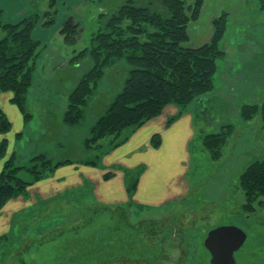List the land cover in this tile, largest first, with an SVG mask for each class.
Returning a JSON list of instances; mask_svg holds the SVG:
<instances>
[{
    "label": "rangeland",
    "instance_id": "1",
    "mask_svg": "<svg viewBox=\"0 0 264 264\" xmlns=\"http://www.w3.org/2000/svg\"><path fill=\"white\" fill-rule=\"evenodd\" d=\"M116 1L115 4L112 0L113 5L118 6L124 0ZM98 8L100 9L98 3H92L91 7L76 6L74 15L84 21V25L79 26L80 34L85 29L83 39L71 47L52 42L53 47L60 44L58 47L62 50V57L72 56L74 48L81 50L90 45L91 34L97 31ZM55 9L58 16L57 4ZM62 14L68 16L66 11ZM258 14L259 10L249 5L239 16L241 19H237L241 26L236 30L238 39L235 38L234 41L235 49L229 54L228 61L225 62L224 59L219 68L239 70L236 73L238 75L231 77L225 74L222 82L218 81V85L223 86V91L218 93V99L221 100L213 101L210 105L214 106L212 111H203L197 120L203 121L206 130L212 129L208 133L221 131L228 123L235 124V131L221 149L222 155L218 161L213 153L211 155L204 149L201 140L193 141L190 148L191 168L185 174L191 187L180 200L173 204L171 202L164 208L158 207L160 209L157 210L149 207L152 211H143V207L135 204L111 206L106 202L91 208L87 204L89 199L85 195L81 197L76 189L68 193L69 197L66 199L52 201L54 203L49 207L48 213L54 223H51L46 234L39 235L36 232L35 238H29L28 233L33 226H27L21 236L8 242L9 249L0 253V264H211V254L205 247V240L211 230L220 226L239 227L248 235L245 245L235 253L238 264H264V196L260 198L261 203H255L254 210L246 211L243 207L245 196L240 187V175L245 169L252 162L264 159V128L259 117L252 122H244L240 118L241 110L230 108L233 105L238 107L245 101L256 100L252 96L253 77L258 82L255 85L264 83V77L254 76L255 66L261 64L259 55L264 54V50L260 49L264 42V27L256 25L260 19L257 18ZM262 18L264 21V16ZM232 20L235 22V19L231 18V22ZM50 53L51 51L47 52L48 59L53 62L54 58ZM44 54L40 63L47 56ZM237 58L240 62L233 66L232 62H236ZM80 63L82 65L79 69H75L78 62L72 63L70 69L90 70L93 67V62L89 59ZM40 65L37 70H40ZM55 66L61 68L58 62ZM130 69V65L124 61L107 68L97 100L89 105L86 118L77 127L66 126L63 119L68 111L70 91L74 88L73 75L66 77L67 73L58 69L53 73L41 72V78L37 75L41 87L34 88V92L40 93V100L33 102L36 107L34 122L36 125L41 123L38 130L43 132H36L33 141L29 133H26L29 139L25 137L26 140L17 145V164H26L39 150H48V156L57 161L86 159L84 141L89 129L103 114L112 98L121 92L128 77L127 70ZM60 78L65 80L62 81L63 84ZM47 85L67 89L69 93L62 91L55 94L53 89L45 90ZM2 96L3 102L8 100L7 95ZM58 140L62 146L57 143ZM113 161L110 159V163ZM139 166H145L147 171L145 164ZM2 168L1 166L0 170ZM84 171L83 169L82 172ZM153 171L158 174L156 169ZM84 173L93 177L95 182L100 177L98 171ZM149 174L146 182L152 185L156 175ZM25 178L28 179L27 176ZM57 186L51 191L63 189L61 185ZM28 191L33 194L35 189L30 186ZM56 218L61 219L56 222Z\"/></svg>",
    "mask_w": 264,
    "mask_h": 264
},
{
    "label": "trees",
    "instance_id": "2",
    "mask_svg": "<svg viewBox=\"0 0 264 264\" xmlns=\"http://www.w3.org/2000/svg\"><path fill=\"white\" fill-rule=\"evenodd\" d=\"M89 3H98L102 8L98 30L92 35L88 47L74 50L67 65L75 62L79 65L89 59L93 67L84 71L69 95L68 111L63 118L66 126L82 125L87 108L97 100L107 68L121 61L131 67L127 70L124 87L90 127L84 141L87 158L81 161H57L48 156V150L47 153L39 150L26 164H17V153L9 146L7 138L13 125L0 103V163L3 162L0 209L9 201L26 196L30 186L47 180L62 167L80 165L105 169V157L128 143L139 129L162 116L168 107L178 109V113L167 120V126H171L189 111L193 103L215 89L220 62L227 55L223 41L230 27V14L223 13L213 21L214 33L209 42L190 47L187 45L189 28L199 19L204 0H124L118 6L113 5L112 0H89ZM256 3L257 9L264 12V0ZM55 7L56 1L50 0L48 10L42 15L35 14L17 23H5L0 10V96L12 94L10 102L19 108L26 122L33 117L28 102L32 88L41 86L38 84L41 70L36 68L46 47L34 39L33 33L39 26H55ZM79 26L80 22L72 16L62 25L60 32L69 45L77 43ZM240 110L242 121L252 122L259 117L264 128V98L260 102L243 104ZM235 128L234 123H228L221 131L202 137L204 149L211 155L213 153L216 161ZM22 137L23 134L19 133L18 139ZM161 141V136L156 134L152 147L158 148ZM111 169L104 174L105 181L115 177L114 171L121 167ZM145 170V166H139L134 171L125 172L129 205L135 204L133 198ZM240 187L245 196L244 209L254 210L255 203H261L260 198L264 196V159L252 162L245 169L240 175ZM13 238L12 235L0 237V248L9 249L8 242Z\"/></svg>",
    "mask_w": 264,
    "mask_h": 264
},
{
    "label": "crops",
    "instance_id": "3",
    "mask_svg": "<svg viewBox=\"0 0 264 264\" xmlns=\"http://www.w3.org/2000/svg\"><path fill=\"white\" fill-rule=\"evenodd\" d=\"M253 1L204 0V6L199 19L190 25V40L187 45L190 47H200L209 42L214 33L213 21L221 14L228 13L233 19H235V22L233 20L230 22L229 30L223 41V49L227 54L225 62H227V58L229 57V54L232 53V49H235L234 41L238 36V32H236V30L239 29V26H241L239 25L240 20L237 19H241L239 16L243 13V10L246 7H249V5L258 8V3ZM49 4L50 0H0V10L3 12V21L5 23H17L22 19L35 14L42 15L48 10L46 8L49 6ZM56 4L59 6V13L55 26L51 28L39 26L33 33V36L37 41L43 44L46 43L44 44L46 47L43 49V53L41 54L39 60L42 59V55L44 53L47 54L48 51H51L50 55H52L54 61H50V59H48L49 54H47V56H45L42 60L43 62L41 61L40 63L38 60L39 63L37 62V66L41 64L39 69L43 73L57 72L55 70L58 69V71L67 73L66 77H69V75L72 74V87H75L79 78L84 74L85 70H71V67L67 65V61L72 56L70 55V57H62V50L58 47L60 44H56V46L53 47L52 42L56 41L57 43L66 44V46L71 47V45L65 41L64 36L61 34V27L71 16H75L74 18L80 22V25H84V21L80 20L79 16L74 15L76 13L75 8L79 5L91 7V4L89 3V0H56ZM98 10L100 13L101 9L98 8ZM63 11L68 12V16L67 14L64 16L62 14ZM259 13L260 14L257 15V18L261 19L264 16V12L259 11ZM260 19L256 25L257 27H264L263 18L261 20ZM97 25L98 26L96 30H98L99 27L98 21ZM232 25L233 27H231ZM84 30L82 31V34L79 33L78 35V37H80L78 40L80 41L83 39ZM95 32L97 31L92 32L91 38ZM260 49L264 50V42ZM74 50H76V48H74ZM259 59L261 60V64L255 66L254 72L256 73L254 76L262 78L264 77V54L259 55ZM236 60V62L233 60V62L231 61L233 66L238 65L240 62L239 58ZM57 62L61 65V68H57L58 66H55ZM222 62L223 60L220 62V64ZM81 65L82 63L75 66V69H79ZM238 71L239 70H219L214 91L207 94L206 96H202L199 100L192 104L189 111L171 126H167V120L169 117L176 115L178 113V109L175 106L168 107L162 116L154 119L139 129L131 137L128 143L105 157V169H97L94 167L80 165L62 167L55 172L53 177L33 185V188L35 189L33 194L28 191L26 196H21L17 199L9 201L3 208L0 209V237L5 235L19 237L21 236L20 234L25 231V228L27 226L30 227V225H32L33 228L30 229V232L28 233L29 238H35L37 236L36 232H39V235L44 233L46 234V231L50 229V226L52 225L51 223L53 222V220H51V214L48 213L49 207L52 203H54L52 201L66 199L69 197L67 194L69 192H73L76 189V192L81 193V197L85 195L86 198L89 199L87 204L91 206V208L97 207L101 203L105 204V202L107 205L111 206L129 204V196L126 190L125 182V175L127 173L125 172H131L139 165L145 164L147 166V171H145V173H143L140 178L137 192L133 198L135 205L143 207V211L144 209H150L153 207L154 210H157L160 209L158 207L164 208L165 205L170 204L171 202L173 204L174 202L180 200L184 192L191 187V184H189L185 176V174L191 168V144L194 140H202V137L206 134H211L208 132L212 130H206V126L203 121L199 122L197 120L200 119L199 116L203 111H212L214 106L211 107L210 105L213 101L216 102L221 100L218 99L220 97L218 93L223 91L221 90L223 89V86L218 85V81L222 82L223 76L225 74L231 77H236V75H238L236 74ZM60 81L61 83L62 81L65 82L63 78H60ZM254 83L256 84L258 82H256V79L253 77L252 92L254 95L252 96L256 97V100L242 102L238 107H235V105L230 107V104L228 103V107H234L235 109L240 110L243 104L262 101L264 98V83L262 85L260 84V86L255 85ZM36 87L39 89L41 86L35 85L31 90L28 108L33 117L28 122L25 121L24 116L19 108L10 102L9 96L12 97V94H4L7 95L6 97H8V100H4V102V97L2 95L0 96L1 106L13 125V129L7 135V138L10 141L11 149L16 153L18 150L17 145L20 142L29 139V137L27 138L26 136L27 132L31 136L32 141L34 140V134H36V132H43L42 130H38L41 123L36 125L37 123L34 122V115L36 114L34 109L36 107L33 102H35L37 99L40 100L38 97L40 96V93L34 92V88ZM51 87L47 85L45 90L53 89L55 94L62 93V91L69 93L67 89L64 90L61 87L56 89L52 85ZM228 90H230L229 87ZM71 92L72 91H70V93ZM92 104L93 103L91 102V105ZM224 104L225 103H223V105ZM19 133L23 134L21 140L18 139ZM156 134L161 136L162 141L158 148H153L152 139ZM57 143L62 146V143L59 140ZM19 147L21 148L22 146ZM110 159H113L115 162L113 161L110 163ZM2 163L3 162L0 163V169ZM113 166H120L121 169L115 171L113 170L116 173V176L108 181H105L103 179L104 174L107 171H112L111 167ZM83 169L85 170L84 172L88 173L98 171V173H100V177L95 182L92 179L93 177L82 172ZM154 169H156V173L158 174H155L153 171ZM149 173H154L156 175V178L152 180V185H148L146 182L147 177L150 175ZM72 179L77 180L75 182L78 183L74 184L75 182H73ZM57 185H61L63 189L58 192H52L51 189H55L58 187ZM152 210L153 209H150V211ZM60 219L61 218H56L55 221L57 222ZM35 223H37V225H35ZM0 249V253H5L3 246H1Z\"/></svg>",
    "mask_w": 264,
    "mask_h": 264
},
{
    "label": "water",
    "instance_id": "4",
    "mask_svg": "<svg viewBox=\"0 0 264 264\" xmlns=\"http://www.w3.org/2000/svg\"><path fill=\"white\" fill-rule=\"evenodd\" d=\"M248 239L247 233L239 227L220 226L211 230L205 240V247L211 254V264H238L235 253Z\"/></svg>",
    "mask_w": 264,
    "mask_h": 264
}]
</instances>
